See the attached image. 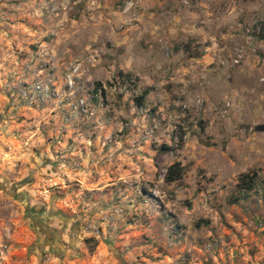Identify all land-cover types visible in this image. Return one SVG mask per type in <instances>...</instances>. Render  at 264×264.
I'll list each match as a JSON object with an SVG mask.
<instances>
[{
  "label": "rangeland",
  "instance_id": "rangeland-1",
  "mask_svg": "<svg viewBox=\"0 0 264 264\" xmlns=\"http://www.w3.org/2000/svg\"><path fill=\"white\" fill-rule=\"evenodd\" d=\"M257 24L264 0H0V264H264Z\"/></svg>",
  "mask_w": 264,
  "mask_h": 264
},
{
  "label": "trees",
  "instance_id": "trees-1",
  "mask_svg": "<svg viewBox=\"0 0 264 264\" xmlns=\"http://www.w3.org/2000/svg\"><path fill=\"white\" fill-rule=\"evenodd\" d=\"M261 37H264V25H261V33H260ZM97 86L94 87L95 91H98L100 89V93L103 94V90L100 87V83H96ZM149 89L146 88L144 89L139 95L134 97V102L137 105H143L144 102V98L146 97V95L148 94ZM185 133L183 130H180L179 134H178V140L176 143V147H181L182 144V139L184 137ZM160 149L161 150H168V149H174V147L168 146L166 144H161L160 145ZM184 173V166L181 164L180 161H174L172 162L169 166L166 167L165 173L163 174V180L166 183H174L178 180H180L182 178V175ZM255 179H256V173H242L237 177V181H236V186L239 190H251L255 184ZM200 222V220L198 221ZM196 223V226L199 225V223ZM206 223H208V221H204Z\"/></svg>",
  "mask_w": 264,
  "mask_h": 264
},
{
  "label": "built area",
  "instance_id": "built-area-1",
  "mask_svg": "<svg viewBox=\"0 0 264 264\" xmlns=\"http://www.w3.org/2000/svg\"><path fill=\"white\" fill-rule=\"evenodd\" d=\"M247 31H249V36H258L261 33V25L257 24L254 27L251 28V30L249 28L246 29ZM242 55L239 54V57H241ZM236 62L238 61V59L235 60ZM35 89H40V90H44V92L48 91V86L36 83L34 85Z\"/></svg>",
  "mask_w": 264,
  "mask_h": 264
}]
</instances>
